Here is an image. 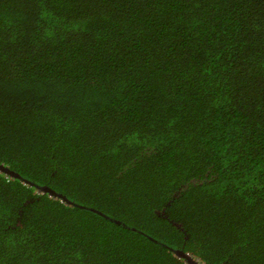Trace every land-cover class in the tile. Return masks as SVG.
<instances>
[{"label": "trees", "instance_id": "1", "mask_svg": "<svg viewBox=\"0 0 264 264\" xmlns=\"http://www.w3.org/2000/svg\"><path fill=\"white\" fill-rule=\"evenodd\" d=\"M0 164L84 206L0 170V264H264V0H0Z\"/></svg>", "mask_w": 264, "mask_h": 264}, {"label": "water", "instance_id": "2", "mask_svg": "<svg viewBox=\"0 0 264 264\" xmlns=\"http://www.w3.org/2000/svg\"><path fill=\"white\" fill-rule=\"evenodd\" d=\"M0 170L6 172L7 174H10L12 176H17L20 177L21 179H24L22 176H20L16 171L10 169L9 167L5 166L4 164H0ZM26 182L31 183L32 185H35L40 191L46 193L48 192L51 196H56V197H61L63 199H66L68 203L70 204H75L78 205L80 207H84L83 205H79L73 201H71L70 199L67 198L66 195H64L63 193H59L56 190H54L53 188H51L48 185H38L35 182H31L28 179H24ZM93 209V208H90ZM101 215H103L104 217H106L107 219L111 220L112 222L126 228V229H136L134 226L129 225L128 223H126L125 221L118 219V218H114L110 215H107L99 210H97ZM176 255H178L179 257H183L186 258L187 261L189 262V264H201L200 262H198L197 260H195L191 254L185 252L183 249H174Z\"/></svg>", "mask_w": 264, "mask_h": 264}]
</instances>
